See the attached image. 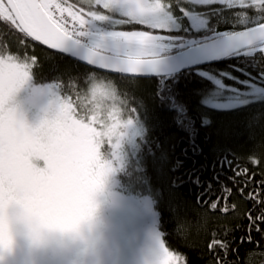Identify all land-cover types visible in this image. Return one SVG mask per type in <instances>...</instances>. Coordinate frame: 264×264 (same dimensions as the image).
Masks as SVG:
<instances>
[{
	"label": "trees",
	"instance_id": "obj_1",
	"mask_svg": "<svg viewBox=\"0 0 264 264\" xmlns=\"http://www.w3.org/2000/svg\"><path fill=\"white\" fill-rule=\"evenodd\" d=\"M81 2L90 3L91 0ZM191 13L202 17L195 11ZM225 15L231 19L230 13ZM237 16V23H247L248 18L243 13H237ZM136 27L122 20L115 28L127 31ZM234 33H223L222 36ZM175 34L180 36L178 53L202 44L199 40L185 38L193 34L188 26L183 33ZM86 37L89 41L88 35ZM32 43L22 45L17 35L0 27V50H7L3 46L8 44L14 51L34 53L39 58L38 69L29 80L31 88H46L47 93L53 92V96L63 101L72 92L70 83L83 91L93 80L103 79L108 84L107 95L85 102L86 90L81 106L83 115L95 113L96 122L104 126L111 119L114 108L123 114L124 106L133 98L146 106L153 154L163 157V168L152 164L146 168L138 165L139 172H147L142 183L148 194L124 185H115V191L117 196L149 199L156 212V230L169 251L180 254L186 264H218L220 260L223 264H264V225H260V231L250 230L246 218L251 207L247 193L258 190L264 196V184L261 183L264 181V99L227 111L214 110L202 103L215 90L209 77L219 78L223 86L239 91L247 88V81L264 86V82H257L256 76L264 71V61L250 58L264 45L252 46L255 48L252 53L243 50L247 57H225L212 65L169 76L167 85L162 79L158 87L155 78L133 80L105 74L51 53L38 44L33 47ZM57 84L61 87H54ZM204 120L209 123L205 125ZM104 143L110 141L100 140L99 164H110L112 160L119 163L120 155L115 148L110 159L107 149L101 155ZM233 169L241 170L242 174L235 175ZM244 169H247V175L243 174ZM225 187L232 189L228 206H209L217 198L223 206V197L227 195ZM153 190H157V195L151 194ZM159 190H163L162 199L157 198ZM232 204H235L234 210ZM213 235L223 241L213 245L216 254L209 253L207 248Z\"/></svg>",
	"mask_w": 264,
	"mask_h": 264
},
{
	"label": "snow or ice",
	"instance_id": "obj_2",
	"mask_svg": "<svg viewBox=\"0 0 264 264\" xmlns=\"http://www.w3.org/2000/svg\"><path fill=\"white\" fill-rule=\"evenodd\" d=\"M193 11L202 14L207 25L195 32L189 22L188 29L193 34L185 38L199 40L211 47L222 38L223 33L247 32L264 25V0H259L258 3L243 0V4H237L235 8H229L220 0H212L211 3H196L194 0H91L90 3H82L81 0H0V27L17 35L22 45L27 46L34 42L33 47L39 44L46 46L51 52L67 51L66 45L69 42L79 41L88 35L89 25L105 22L113 13H122L125 23L135 24L137 27L117 31L109 38H102L84 59L86 63L100 67L105 72L115 73L118 77L133 80L155 78L159 87L162 79L165 85L168 83L169 57L178 54L180 36L175 33L184 32L183 21L188 20V14ZM226 12L231 14V19L225 15ZM237 13H243L248 18L247 23H237ZM177 24L181 25L179 29L176 28ZM225 24L230 26L224 27ZM260 43L264 45V41ZM113 45L115 50L122 52V55L114 60L108 58ZM3 47L7 50H0V124L4 129L6 160L19 145L43 135L57 122L64 130L73 133L84 131L85 125L97 129L105 140L110 141L101 147V155L103 156L107 149L110 159L115 148L120 160L119 163L112 160L110 164H106L104 176L90 197L87 213L68 225L35 226L27 221L24 206L14 201L6 202L5 211L0 218V227L3 230L0 264H5L7 257L14 253L21 237L26 238L34 249L48 246L60 239L79 242L86 248L91 247L89 234L98 225L101 207L118 205L112 201L115 185H124L133 191L139 189L142 194H148L142 183V178L147 176V172H139L138 165L146 168L152 164L163 168V157L153 154L154 144L149 135L146 106L132 97V102L124 106L123 114L120 109H113L111 119L105 127L96 122L95 113L82 114L84 109L81 101L87 85L81 91L75 83H70L71 94L58 104L52 117L42 120L36 128L30 127L18 114L12 101L38 69L39 58L34 53L14 51L8 44ZM241 56L247 57L243 50L240 54H232L225 59ZM250 58L264 61V46L258 47ZM256 76L257 82H264V71H260ZM54 87L60 88L61 85ZM106 95L107 92L103 90L93 93L94 97ZM212 107L224 110L231 109L233 105L213 104ZM208 123V120H204L205 125ZM233 171L235 175L242 174L239 169ZM242 171L247 175V169ZM261 183L264 184V181ZM224 191L227 195L223 197V206L219 204L220 198L212 201L209 206L226 208L232 189L225 187ZM151 194L157 195V190H153ZM157 198H163V190H159ZM247 198L251 203L246 213L250 230L255 228L260 231V225H264V196H261L258 190H253L247 193ZM232 207L234 210L235 204H232ZM219 243L223 241H218L213 235L207 245L209 253L216 254L213 245ZM162 252L161 264H186L185 258L180 254L170 253L163 243ZM218 264H223V261H218Z\"/></svg>",
	"mask_w": 264,
	"mask_h": 264
},
{
	"label": "rangeland",
	"instance_id": "obj_3",
	"mask_svg": "<svg viewBox=\"0 0 264 264\" xmlns=\"http://www.w3.org/2000/svg\"><path fill=\"white\" fill-rule=\"evenodd\" d=\"M196 3H211L212 0H194ZM229 6H236L243 4V0H220ZM258 3L259 0H253ZM122 13H113L110 18L105 22H98L89 25L88 38L89 43L86 45L89 49H94L102 38H109L114 32L122 31L115 27L122 23ZM121 18V19H120ZM189 22L191 28L199 31L201 27L206 26V20L203 17L189 13L188 20L183 21V27L187 28ZM180 24L176 28H180ZM255 51L254 47L247 48L245 52L252 53ZM122 52L113 50L108 56L119 58ZM215 85V90L211 96L203 99L204 106L213 108V104L233 105L231 109H224L220 111L233 110L241 107L252 101L264 99V86L256 84L252 81H247L245 90L239 91L233 88H228L222 85L221 80L215 77H209ZM217 81L220 83L218 84ZM49 89V88H48ZM28 91V92H26ZM30 91L33 94L30 95ZM46 88H31L29 81L20 89L16 94L12 104L16 107L19 115L23 117L25 122L30 127H37L41 121L46 118H51L57 109L61 98L53 96L54 93H47ZM49 92V91H48ZM49 95V96H48ZM107 127V126H105ZM84 131H77L75 133L68 132L63 129L57 122L51 125L49 130L40 136L41 144L44 149L45 155L49 158L47 167L49 172L46 174H39L37 176L38 185L41 188L47 189L49 185L53 191H41L40 196L43 200H47L49 195H55L60 187V177L63 170L69 168L75 170L79 167L85 168H99L103 171V176L106 171V163L99 164L98 162V147L100 140L104 139L102 133L95 128L84 126ZM4 138L3 125L0 124V139ZM22 165H24V160ZM36 169H43L44 167L40 162H33ZM101 177L97 176V185L101 182ZM44 186V187H43ZM78 199L81 203H86L90 197V187H77ZM120 208L116 210L117 217L123 219V228L128 230L127 241L123 246V256L120 264H153L158 260L159 255L162 253V240L156 230V212L151 207L150 201L147 198H133L125 197L121 200ZM142 203V204H140ZM83 210L81 216L85 215ZM62 217L60 212L57 216ZM95 235L99 232H94ZM170 253H172L170 251ZM174 254V253H172ZM15 258V257H14ZM11 256L7 257L5 264H20L19 262L11 261Z\"/></svg>",
	"mask_w": 264,
	"mask_h": 264
},
{
	"label": "flooded vegetation",
	"instance_id": "obj_4",
	"mask_svg": "<svg viewBox=\"0 0 264 264\" xmlns=\"http://www.w3.org/2000/svg\"><path fill=\"white\" fill-rule=\"evenodd\" d=\"M31 94H33L32 91H30ZM21 158L25 162L24 165L21 163ZM36 161L40 162L44 168L36 169L33 164ZM48 161L49 158L44 153L40 136L19 145L7 160L4 151V138L0 139V218L5 211L6 202L13 201L26 208V219L35 226L68 225L81 217L80 214L83 210L87 213L90 197L96 189L97 176L102 178L103 171L96 167L63 170L58 192L55 195H49L45 201L39 195L40 192L50 193L53 188L46 185L47 189L43 190L38 185L37 176L40 173L49 172ZM78 186L90 187V197L86 203H81L78 199ZM124 198L116 195L114 187L112 201L118 205L115 207L103 205L101 207L98 225L89 234L91 247L86 248L79 242L74 243L60 239L48 246L34 249L21 237L11 255V261L20 264H120L128 230L123 228V219L117 217L116 210L120 208V205H123L120 202ZM60 212L62 217L58 218ZM94 232L99 233L95 235ZM2 245L3 230L0 227V246ZM162 259L163 255L161 254L153 264H161Z\"/></svg>",
	"mask_w": 264,
	"mask_h": 264
},
{
	"label": "water",
	"instance_id": "obj_5",
	"mask_svg": "<svg viewBox=\"0 0 264 264\" xmlns=\"http://www.w3.org/2000/svg\"><path fill=\"white\" fill-rule=\"evenodd\" d=\"M261 41H264V25L256 29H249L247 32H237L222 36L212 47L204 44L190 47L169 57L170 67L167 70V76H174L184 71L212 65L229 55L239 53L241 50H246L247 48L260 44ZM39 46L49 52L52 51L48 50L46 46ZM66 48L67 51H56L51 53L66 57L99 72L116 75L115 73L105 72L100 67H95L86 63L84 57L91 50L88 47L73 41L69 42ZM108 58L113 60L118 59L111 56H108Z\"/></svg>",
	"mask_w": 264,
	"mask_h": 264
},
{
	"label": "clouds",
	"instance_id": "obj_6",
	"mask_svg": "<svg viewBox=\"0 0 264 264\" xmlns=\"http://www.w3.org/2000/svg\"><path fill=\"white\" fill-rule=\"evenodd\" d=\"M99 90H103V91H108V84L103 80V79H97V80H93L92 83L89 85L85 97H84V101L85 102H90L91 99L94 98L93 93ZM29 245V241L22 237Z\"/></svg>",
	"mask_w": 264,
	"mask_h": 264
},
{
	"label": "built area",
	"instance_id": "obj_7",
	"mask_svg": "<svg viewBox=\"0 0 264 264\" xmlns=\"http://www.w3.org/2000/svg\"><path fill=\"white\" fill-rule=\"evenodd\" d=\"M88 29H89V27L87 28V31H88ZM76 42L81 44V45L86 46L89 41H88L87 37L85 36V37L80 38L79 41H76Z\"/></svg>",
	"mask_w": 264,
	"mask_h": 264
}]
</instances>
